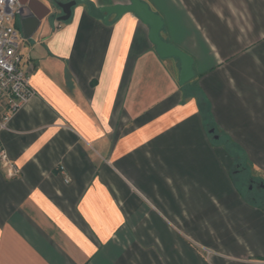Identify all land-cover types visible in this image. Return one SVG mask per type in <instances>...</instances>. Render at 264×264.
<instances>
[{"label": "crops", "instance_id": "1", "mask_svg": "<svg viewBox=\"0 0 264 264\" xmlns=\"http://www.w3.org/2000/svg\"><path fill=\"white\" fill-rule=\"evenodd\" d=\"M40 1L30 38L16 17L36 94L0 131V264H264V202L234 181H264V0H139L186 80L104 11L133 0Z\"/></svg>", "mask_w": 264, "mask_h": 264}, {"label": "built area", "instance_id": "2", "mask_svg": "<svg viewBox=\"0 0 264 264\" xmlns=\"http://www.w3.org/2000/svg\"><path fill=\"white\" fill-rule=\"evenodd\" d=\"M19 6L15 0H0V103L6 111L0 120V131L7 126L14 113L19 111L36 93L30 77L22 69V37L16 25ZM0 159L7 165L10 160L0 143ZM66 175L64 166L60 167ZM69 182V178L66 179Z\"/></svg>", "mask_w": 264, "mask_h": 264}, {"label": "water", "instance_id": "3", "mask_svg": "<svg viewBox=\"0 0 264 264\" xmlns=\"http://www.w3.org/2000/svg\"><path fill=\"white\" fill-rule=\"evenodd\" d=\"M19 6V17L21 20L22 31L25 39L30 38L39 28L42 21L50 14V8L43 4L40 0H15ZM76 5V1L67 3H58L62 10V15L58 18L59 21L65 22L72 15V8ZM109 13L118 15L126 11L134 12L141 20L151 26V39L157 45L158 52L162 56H175L182 61V78L186 80L191 75V60L184 53L175 47L165 43L160 38L162 23L160 18L152 13L149 7L139 0H133L129 6H116L106 9ZM212 132H214L212 130ZM218 138V136H216Z\"/></svg>", "mask_w": 264, "mask_h": 264}, {"label": "trees", "instance_id": "4", "mask_svg": "<svg viewBox=\"0 0 264 264\" xmlns=\"http://www.w3.org/2000/svg\"><path fill=\"white\" fill-rule=\"evenodd\" d=\"M202 113H204V116H205V118H204V121H205V123L207 124L208 122H209V120H211V118H209V116H210V112H209V109H207V110H205V109H203V106H202ZM208 129H211L210 128V125H208ZM221 138L224 140V146L226 147V149L231 153V155L235 158V160L237 161V163H241L240 165H241V168L243 169V168H246V166H244V156L242 155V151H240V148L237 146V145H235L234 143H232V141L229 139V138H227V137H225L224 135H221ZM243 171V170H242ZM234 181L236 182V184L237 185H239L240 183L242 184L243 182L242 181H240V182H238L239 180H237V179H234ZM250 195V194H252L251 192H246V197L249 199V200H255L254 198H252L251 196L250 197H248L247 195Z\"/></svg>", "mask_w": 264, "mask_h": 264}, {"label": "rangeland", "instance_id": "5", "mask_svg": "<svg viewBox=\"0 0 264 264\" xmlns=\"http://www.w3.org/2000/svg\"><path fill=\"white\" fill-rule=\"evenodd\" d=\"M222 142H224V140L222 139L221 140ZM245 165V164H244ZM249 168V167H248ZM244 177H246V179L245 180H243V183L241 184H239V185H243L244 184V189H245V192H248L249 190H248V186H249V177H248V175H247V173L245 172V174L243 175ZM237 180L239 179L238 177L236 178ZM240 180V179H239ZM245 181V182H244ZM238 182H240V181H238ZM263 183H264V181H263ZM242 190H243V187H242ZM248 197H252V198H254L255 200H256V202H264V189H261V188H259V187H256V188H254V191H253V193L252 194H248L247 195Z\"/></svg>", "mask_w": 264, "mask_h": 264}, {"label": "flooded vegetation", "instance_id": "6", "mask_svg": "<svg viewBox=\"0 0 264 264\" xmlns=\"http://www.w3.org/2000/svg\"><path fill=\"white\" fill-rule=\"evenodd\" d=\"M236 167H237V169L235 170V172L237 174L242 173V170L245 171V168L242 169L240 164H238ZM241 177H242V175H241ZM256 187L264 189V183L261 181L259 182V181H255V180H249V186H248L249 192L253 193L254 188H256Z\"/></svg>", "mask_w": 264, "mask_h": 264}]
</instances>
